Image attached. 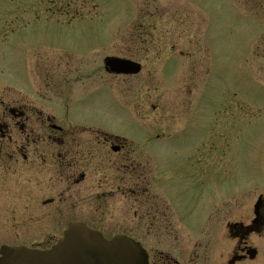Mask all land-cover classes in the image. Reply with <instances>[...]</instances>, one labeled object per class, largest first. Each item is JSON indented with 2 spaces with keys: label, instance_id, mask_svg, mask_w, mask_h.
<instances>
[{
  "label": "flooded vegetation",
  "instance_id": "obj_1",
  "mask_svg": "<svg viewBox=\"0 0 264 264\" xmlns=\"http://www.w3.org/2000/svg\"><path fill=\"white\" fill-rule=\"evenodd\" d=\"M8 28L15 27L1 31ZM123 38L119 43L128 54L99 62L28 46L0 83V256L4 248L47 251L80 223L107 240L136 242L146 264H264V193L253 189L217 201L210 211L204 206L213 137L202 135L191 144L189 167H160L132 142L74 119L75 109L90 108L95 88L106 86L134 93L131 104H119L148 119L156 139L191 124L190 96L176 104L159 85L143 91L144 84L134 80L149 69L142 60L150 53L164 61L174 46L163 48L153 35ZM107 58L136 63L139 72L112 73ZM112 78L120 82L112 86ZM223 133L220 127L208 135L218 142ZM191 208L202 209L195 225Z\"/></svg>",
  "mask_w": 264,
  "mask_h": 264
},
{
  "label": "rangeland",
  "instance_id": "obj_2",
  "mask_svg": "<svg viewBox=\"0 0 264 264\" xmlns=\"http://www.w3.org/2000/svg\"><path fill=\"white\" fill-rule=\"evenodd\" d=\"M24 23L30 29H22ZM8 25L15 28L2 32ZM152 35L161 37L163 48L174 46L166 49L172 54L160 62L150 53L142 60L149 71L134 80L144 84L143 91L159 85L176 104L184 94L190 96L191 124L156 139L148 119L119 104H131L134 93L106 86L95 88L90 108L75 109L74 119L132 142L160 167H189L191 144L202 135L213 137L203 195L207 211L217 201L244 197L253 189L264 193V0H0V69L6 73L0 83L28 46L45 45L48 53L99 62L128 54L122 48L127 45L119 43L123 37ZM115 82L120 81L110 80L112 86ZM233 121V127L227 125ZM220 127L224 133L217 142L208 134ZM191 210L195 225L202 209Z\"/></svg>",
  "mask_w": 264,
  "mask_h": 264
},
{
  "label": "water",
  "instance_id": "obj_3",
  "mask_svg": "<svg viewBox=\"0 0 264 264\" xmlns=\"http://www.w3.org/2000/svg\"><path fill=\"white\" fill-rule=\"evenodd\" d=\"M132 65L118 59L105 62L106 68L116 74L137 73L138 65ZM0 264H146V256L137 244L124 237L106 241L83 225H73L51 250L7 248L2 252Z\"/></svg>",
  "mask_w": 264,
  "mask_h": 264
}]
</instances>
